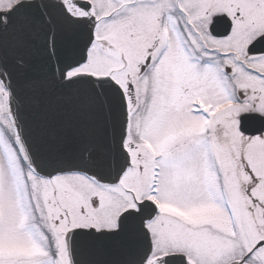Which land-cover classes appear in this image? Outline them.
Returning a JSON list of instances; mask_svg holds the SVG:
<instances>
[{
    "label": "rangeland",
    "instance_id": "rangeland-1",
    "mask_svg": "<svg viewBox=\"0 0 264 264\" xmlns=\"http://www.w3.org/2000/svg\"><path fill=\"white\" fill-rule=\"evenodd\" d=\"M15 1L0 0V9L10 7ZM239 1L241 0H142L130 7L135 17L134 23L138 24L143 22L140 19L143 13L157 14L166 5L175 9L173 16L169 11L164 12L168 19L161 27L164 39L159 55L141 78L138 90L139 118L133 130L134 138L138 135L139 142L154 148L148 149L150 169L144 196L154 197L160 203L162 218L159 223L164 219L167 226V230L163 231L167 236L164 238L165 241L170 238L169 246L173 247L166 249L159 245L156 238L158 223H154V256L175 252L179 249L174 248V245H179L184 248L182 251L188 252L194 260L197 259L198 264H208L209 258H222L224 251L219 250L215 244L211 246L212 243H222L227 239L229 244L234 245L244 236L246 245L254 246L259 237L256 238L252 230L264 227V184L253 181L254 198H248L249 177L240 176V180H235L233 171L228 168V173L224 168L231 165L235 172H239L238 167H242L238 157H233V153L241 151V138L233 131L234 143L231 146L225 145L224 149H217L218 153L212 143L200 146L196 137L198 121L188 114L180 87L191 83L205 99L234 94L239 85L243 84L264 89V55L248 58L243 53L244 45H238L239 48L234 50L225 49L237 47L240 40L247 45L254 37L253 31L248 34L240 30L234 31L221 41L207 32L210 19L222 11H229L231 16L240 11L247 14V18H253L251 4L241 5L239 9L230 8ZM111 9L108 1L98 0V16L114 20L115 14L111 19L108 18ZM261 20H264V15ZM151 21H156L155 15L154 21ZM256 21L257 19H252L242 24L251 26L262 22ZM237 22L240 27V22ZM147 23L151 25L148 19ZM111 27L109 24L99 28L97 35H106ZM262 29L264 25L254 31L260 32ZM136 31L140 29H132L129 41L133 39L131 45L142 52L139 40L144 36L135 38ZM257 32L255 36L259 34ZM106 52L111 54L108 50ZM127 54L131 57L133 68L139 72L136 61L138 57L130 49ZM226 60L232 65L236 64L231 76L222 70ZM249 66L256 68L257 77H253ZM113 67L118 68V65L94 59L85 70L99 75L115 73L117 70ZM3 94L6 93L0 83V264H54L41 262L38 258L39 255L48 254L46 248L50 255H55L53 248H50L54 242V233L41 209L43 198L49 205L45 210H51L58 220L61 219L60 212L55 208L58 203L68 205L73 208V212H78L67 219L66 224L62 223L59 228L62 230L67 224L68 228L114 227L119 214L130 207L129 201H134L133 198L141 199L142 194L128 180L125 182L124 194L127 196L122 197L118 188H101L97 182L81 173L61 174L53 178L35 174L16 147L14 127ZM232 105L234 104L229 102L227 105H220V108ZM201 106L204 107V104L201 103ZM256 111L264 113V106H258ZM234 113L237 115L240 110L233 108L228 114ZM182 141L188 143L184 144ZM177 144H180L179 148ZM189 144L192 146L189 147ZM261 147L264 144L254 142L253 146H249L250 149H246L245 157L250 163L260 159ZM160 153H163L161 160L165 163L160 169L159 177L154 180L152 157ZM153 183L156 184L154 189ZM150 190L155 194H150ZM94 196L101 197L102 201L93 198ZM95 201L99 202L98 207H94ZM84 202L85 212L81 211ZM168 229L172 231L169 232ZM176 241L182 244H174ZM229 251L230 246L226 252Z\"/></svg>",
    "mask_w": 264,
    "mask_h": 264
},
{
    "label": "water",
    "instance_id": "water-1",
    "mask_svg": "<svg viewBox=\"0 0 264 264\" xmlns=\"http://www.w3.org/2000/svg\"><path fill=\"white\" fill-rule=\"evenodd\" d=\"M65 11L55 0H24L0 11V18L7 17V23L0 20V78L9 92L17 135L26 159L38 174L53 177L80 172L103 184H117L123 163L118 144L108 135L92 139L74 135L75 128L93 124L91 119L71 120L70 116L75 103L93 95L96 81L93 75L78 73L70 77L79 79L65 83V69L70 63L80 65L87 60L95 23L71 18ZM210 28L215 36H226L232 22L227 15H219ZM261 41L264 35L252 46H261ZM108 99L115 103L114 90ZM67 163L75 164L77 170L56 171ZM79 229L85 228L74 230ZM74 230L66 238L70 258L77 264H89L94 254L80 247ZM178 263L185 264L184 255L165 259V264Z\"/></svg>",
    "mask_w": 264,
    "mask_h": 264
},
{
    "label": "snow or ice",
    "instance_id": "snow-or-ice-1",
    "mask_svg": "<svg viewBox=\"0 0 264 264\" xmlns=\"http://www.w3.org/2000/svg\"><path fill=\"white\" fill-rule=\"evenodd\" d=\"M7 23V17L0 18ZM92 41L90 40L89 43ZM260 47L253 45L249 51L264 54V41L258 42ZM71 51V50H70ZM70 56L69 59H74ZM148 62L141 67L143 72ZM79 63H70L65 69V83L75 82L80 77H67L66 73L72 67H78ZM231 72V68L228 69ZM96 83L93 86V95L87 100L75 103L71 113V120L81 118L93 120V124L86 128H75L74 135L78 138L92 139L100 135H108L113 142L118 144L119 151L123 154V163L120 168L117 180L123 176L124 172L132 168V153H136L139 160L143 156L142 144L138 142L132 132V117L140 108L137 103L138 97L133 95L136 91L134 85L128 84V91H124L116 85L111 78H93ZM184 102L187 105L188 114L196 118L199 130L196 133L197 142L200 146L209 143H221L231 146L234 143V132L231 125L232 117L228 114L231 110L220 108V105L233 104L249 105L251 109L264 106V89L240 88L234 94L218 97L216 99H205L191 83L181 85ZM114 90L115 103H110L109 92ZM155 103V102H154ZM204 104V107L201 106ZM238 131L241 137V151L233 153V157L239 159L244 170L252 177L253 181L259 183V177L254 174L249 160L246 159L244 148L253 146L254 142L264 144V113L260 111H246L241 113ZM54 134H55V130ZM187 144L188 141H182ZM189 147L192 145L189 144ZM180 147V144H177ZM85 153H81L83 156ZM87 155H91L90 152ZM163 153L156 154L153 160V179L160 175V169L165 163L161 160ZM62 169L76 171L75 164L67 163L56 171ZM141 171L144 165H140ZM156 184L153 183L154 189ZM251 191V189H249ZM150 194H155L150 190ZM135 201V198H133ZM98 201L94 202V207H98ZM158 214L155 205L144 200L137 202L135 209H129L120 214L115 227L93 226L85 229L74 230V234L80 238V247L94 254V258L89 264H151V258L156 255L155 237L151 224ZM166 259V258H165ZM69 264H77L73 258ZM160 264H165L161 260ZM187 264V261H185ZM237 264H264V240L259 241L254 246L241 249L240 259Z\"/></svg>",
    "mask_w": 264,
    "mask_h": 264
},
{
    "label": "flooded vegetation",
    "instance_id": "flooded-vegetation-1",
    "mask_svg": "<svg viewBox=\"0 0 264 264\" xmlns=\"http://www.w3.org/2000/svg\"><path fill=\"white\" fill-rule=\"evenodd\" d=\"M108 1L109 6L114 9L117 10L118 8L121 7H128L129 5H131V2L134 0H106V2ZM68 10L74 15V16H80V17H85V16H90V15H95L97 18V14H96V5L98 4V0H64ZM91 3V8L89 10H86L85 7H88L89 4ZM97 2V4H96ZM129 9V8H128ZM120 20H124L126 21H132V18L127 16L123 17ZM121 23L119 20L117 21V24ZM117 30V28H115ZM139 36H144L141 41H142V48L144 51V60H141L140 64L141 67L145 65L146 62H148V58L151 57L153 59L154 55L157 53L159 47H160V39L161 36L160 34L157 33H151V34H144V35H139ZM152 63V60L150 63H148V65H150ZM148 67V66H147ZM129 71L126 73L125 76V80L121 82V84L124 86L125 91H128V84L131 82L134 87H135V82H136V76L133 75V72L130 71L131 70V66L128 67ZM145 71V70H144ZM143 71V72H144ZM142 72V71H141ZM240 88H253L250 86H246L245 84H243ZM133 95H135V93H133ZM235 126L239 127V120L237 119V122H235ZM142 149H147V147L142 146ZM143 156L138 160L136 157V153L133 152L132 153V162L134 161V170H139L140 169V165H146V154L143 151ZM134 181V180H132ZM253 185V183H252ZM254 198V197H252ZM43 205L45 206V208H47L48 205V201L43 198ZM68 215V213H67ZM68 217V216H67ZM51 220V218H50ZM69 225V224H67ZM158 228L163 230L166 228V223L164 222V219H161L160 223L158 222ZM165 236H162V241L160 240V243L162 245V247L166 248L169 246L170 244V239L165 241L166 239L164 238ZM258 237L259 240L257 241V243L261 240H264V227H261L258 230ZM182 244V242H177L174 244ZM61 241H58V243L56 244L57 247V253L55 255V257H53L52 255H50L48 249L46 248L45 251L48 252V254L46 255H41V257H39V260H55L57 264H69V257H68V253L67 251H64V248L61 245ZM59 245V246H58ZM179 246V245H176ZM230 251L223 253L222 258L219 259H213L210 258L208 260V264H237V262L240 259V254H241V249H242V245H240V243H236L233 246H230ZM66 249V246H65ZM162 254V255H157V256H153L151 258V264H160V261L164 258V256L166 255ZM179 264V263H178Z\"/></svg>",
    "mask_w": 264,
    "mask_h": 264
}]
</instances>
